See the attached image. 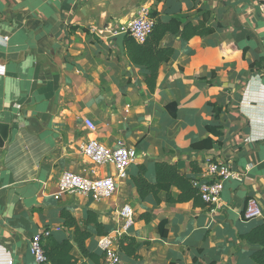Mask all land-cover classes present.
Masks as SVG:
<instances>
[{
    "label": "crops",
    "instance_id": "crops-1",
    "mask_svg": "<svg viewBox=\"0 0 264 264\" xmlns=\"http://www.w3.org/2000/svg\"><path fill=\"white\" fill-rule=\"evenodd\" d=\"M259 2L0 0V122L9 126L0 146V264H38L29 241L45 229L57 239L68 238L82 264H94L81 257L75 231L63 224L60 211L69 210L83 225L91 209L105 233H113L121 222L116 210L124 203L135 214L124 233L140 242V257L121 254V264H258L252 254L259 245L242 235L264 222V66L249 67L264 59ZM141 6L162 21L198 24L203 10L219 21L212 24L213 33L162 38L160 45L174 51L158 68L154 92L143 80L145 68L121 55L112 39ZM211 102L226 106L217 119ZM163 103L176 105L175 118ZM85 119L95 131L86 129ZM207 125L222 126V134H210ZM207 136L216 141L211 148L192 147ZM90 137L109 147L123 142L136 148L128 177L118 180L108 198L81 193L56 198L63 170L114 174L111 166H94L83 155ZM210 160L229 161L232 169L216 206L170 203L163 191L154 203L152 195L142 200L136 192L132 178L140 163L154 182L158 161L175 164L194 180L203 179ZM191 162L199 170L193 171ZM250 196L262 213L245 218ZM143 211L151 212L150 222L139 218ZM86 229L87 249L100 254L94 225Z\"/></svg>",
    "mask_w": 264,
    "mask_h": 264
},
{
    "label": "trees",
    "instance_id": "trees-1",
    "mask_svg": "<svg viewBox=\"0 0 264 264\" xmlns=\"http://www.w3.org/2000/svg\"><path fill=\"white\" fill-rule=\"evenodd\" d=\"M202 18L198 24H193L189 21L181 22L178 19L171 18L168 21H162L156 15L150 12L153 17V24L150 32L143 42L135 41L129 34L124 38V50L128 60L145 68L142 72L143 80L150 92H154L157 85L158 68L159 66L169 61L173 56L174 49L172 47H164L160 45L162 38L168 34L180 33L183 39H189L194 35H205L214 32L213 23L218 24V19L208 10L201 11ZM260 61L249 63L250 69H260L262 66ZM214 75V72H212ZM165 108L171 112L172 119L176 115V105L173 103H163ZM213 117L219 118L220 112L226 108L221 103L211 102ZM207 132L212 135L219 136L222 134V126L207 125ZM216 141L210 136L200 139L198 142L192 144L196 149L211 148ZM193 171L199 170L195 168L194 162H191ZM138 173L132 178L138 196L144 200L148 195H152L154 203L160 202L158 193L163 191L165 193V200L170 203L184 202L192 200L194 204H205L201 199L198 188L194 185L193 179L182 173L175 164L166 161H158L155 163V181H148L145 176L146 167L143 163L138 165ZM178 189V193L173 195L172 188ZM60 217L64 219L63 224L66 227L73 228L75 231L74 242L78 248L81 257L87 258L94 264H99L102 252L100 254L90 251L85 245L86 239L91 236V232L86 229L88 224H93L96 233L101 236L105 234L104 225L97 219V213L91 209L88 210V216L84 220L83 225H79L75 215L67 209L60 211ZM139 218H142L146 223L151 220V212L143 211ZM165 223L160 222V235L166 236ZM47 230V229H45ZM242 237L250 244H257L259 248L256 249L252 258L258 264H264V222L254 227L249 232L242 235ZM42 248L46 256V261L41 264H82L81 258L74 253L73 243L68 238L57 239L51 233L42 237ZM140 242L135 237L126 233L119 235L117 240V247L124 258H139Z\"/></svg>",
    "mask_w": 264,
    "mask_h": 264
},
{
    "label": "built area",
    "instance_id": "built-area-1",
    "mask_svg": "<svg viewBox=\"0 0 264 264\" xmlns=\"http://www.w3.org/2000/svg\"><path fill=\"white\" fill-rule=\"evenodd\" d=\"M261 9L264 10V0H259ZM153 17L146 6H141L136 15L124 26L126 31L135 41L143 42L151 30ZM84 125L89 132L95 131V125L90 119L84 120ZM82 152L88 162L94 166H111L114 174L84 175L71 170H63L57 182V190L54 196L58 198L63 193H81L93 200L111 197L117 190L118 180L128 177L129 168L135 163L138 153L135 147L127 146L118 142L109 147L97 139L90 137L82 146ZM93 173V171H92ZM232 169L229 161L210 160L205 165L203 179H194L193 183L198 188L201 199L210 205H218L224 182L230 177ZM120 219L119 226L114 228L113 233L101 235L97 241L101 249L102 257L100 264H121L122 257L118 250L116 239L123 234L135 219L134 211L130 204L124 203L116 210ZM262 213L261 207L254 197H248L243 209L245 218H254ZM49 230L35 233L29 241V249L34 260L41 264L46 261L41 240L49 235ZM9 264L12 263L10 260Z\"/></svg>",
    "mask_w": 264,
    "mask_h": 264
},
{
    "label": "water",
    "instance_id": "water-1",
    "mask_svg": "<svg viewBox=\"0 0 264 264\" xmlns=\"http://www.w3.org/2000/svg\"><path fill=\"white\" fill-rule=\"evenodd\" d=\"M127 35L126 31H121L112 36L116 45L119 48L120 54L124 55V38ZM9 126L7 123L0 122V146L3 145L4 141L8 138Z\"/></svg>",
    "mask_w": 264,
    "mask_h": 264
}]
</instances>
